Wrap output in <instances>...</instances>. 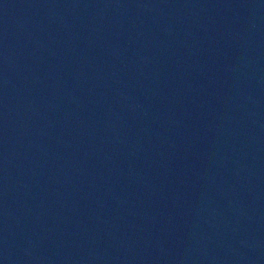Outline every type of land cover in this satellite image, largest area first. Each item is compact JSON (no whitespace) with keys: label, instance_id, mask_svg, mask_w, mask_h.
Here are the masks:
<instances>
[{"label":"water","instance_id":"1","mask_svg":"<svg viewBox=\"0 0 264 264\" xmlns=\"http://www.w3.org/2000/svg\"><path fill=\"white\" fill-rule=\"evenodd\" d=\"M0 264H264V0H0Z\"/></svg>","mask_w":264,"mask_h":264}]
</instances>
